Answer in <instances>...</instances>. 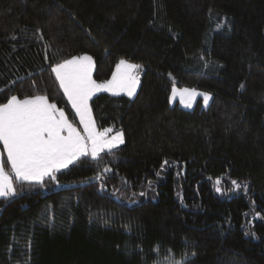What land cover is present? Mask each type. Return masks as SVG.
<instances>
[{"label": "trees", "instance_id": "16d2710c", "mask_svg": "<svg viewBox=\"0 0 264 264\" xmlns=\"http://www.w3.org/2000/svg\"><path fill=\"white\" fill-rule=\"evenodd\" d=\"M85 54L97 82L144 66L134 96L89 101L124 143L14 180L0 264H264V0H0V104L47 95L82 131L52 68ZM174 84L212 100L171 104Z\"/></svg>", "mask_w": 264, "mask_h": 264}, {"label": "snow or ice", "instance_id": "6c2138e0", "mask_svg": "<svg viewBox=\"0 0 264 264\" xmlns=\"http://www.w3.org/2000/svg\"><path fill=\"white\" fill-rule=\"evenodd\" d=\"M139 67L121 59L112 78L104 82L93 79L94 61L87 54L74 56L52 68L60 88L83 125L82 132L68 120L63 109L49 102L47 95L37 94L23 99L12 95L6 103L0 104V143L3 146L0 152V197L17 195L14 180L43 185L46 178L56 180L60 169L67 168L81 156L98 158L101 152L111 151L124 143L122 131L109 138L111 129L97 130L89 101L101 91L114 95L125 92L129 97L135 95L139 75L133 70ZM178 94L182 103H185V94L188 95V106L196 96H202L205 105L211 98L209 93L187 88L180 90L173 85L172 99ZM5 152L10 170L5 169ZM167 163L165 160L164 164ZM232 183L240 187L237 182ZM157 264L184 262L176 261L169 254Z\"/></svg>", "mask_w": 264, "mask_h": 264}, {"label": "rangeland", "instance_id": "374dc122", "mask_svg": "<svg viewBox=\"0 0 264 264\" xmlns=\"http://www.w3.org/2000/svg\"><path fill=\"white\" fill-rule=\"evenodd\" d=\"M88 55V54H87ZM90 56V55H89ZM129 63H132V64H136V65H140V64H137V63H133V62H129ZM143 69H144V66L143 65H140V67L138 68V69H134L133 70V72L135 73V74H138L139 75V84H138V86H137V88H136V92H135V94L137 93V91H138V88H139V85H140V80H141V75H142V71H143ZM94 70V69H93ZM92 75H93V73H92ZM94 79V78H93ZM95 80V79H94ZM175 85V87L177 88V89H180V90H183V89H185V88H187V89H195L196 91H198V92H200V93H209L210 94V99H209V101H208V104L207 105H205L204 104V101H203V97L202 96H196V97H194L193 99H192V101H191V106H188V103H187V101H188V95L187 94H185V103H182L181 102V98H180V95L178 94L177 95V97L175 98V99H172V89H171V92H170V103L171 104H175V103H178L180 106H182V107H184V108H186V109H193L195 106H196V104L197 103H199V105L201 106V107H207L209 104H210V102H211V100H212V97H213V94L211 93V92H209V91H206V90H203V89H199V88H195V87H188V86H180V85H177V84H174ZM172 88H173V86H172ZM108 92V91H107ZM111 93V92H110ZM120 93H125V92H120ZM119 93V94H120ZM126 94V93H125ZM134 96V95H133ZM68 99V98H67ZM74 110V109H73ZM74 112H75V110H74ZM66 114V113H65ZM76 114V113H75ZM67 116V115H66ZM92 116H93V113H92ZM78 117V116H77ZM68 118V117H67ZM79 118V117H78ZM94 118V117H93ZM69 120V119H68ZM70 121V120H69ZM71 122V121H70ZM72 123V122H71ZM73 124V123H72ZM74 125V124H73ZM75 126V125H74ZM83 126V125H82ZM76 127V126H75ZM77 129H79L78 127H76ZM96 128H97V130L98 131H100V132H103L105 129H111V131L108 133V136H109V138L111 137V136H114V135H116L118 132H121V131H113V128L112 127H107V128H105V129H99L98 127H97V125H96ZM80 130V129H79ZM123 140H124V136H123ZM118 145H120V144H118ZM117 145V146H118ZM0 152H2V149H1V147H0ZM218 191V190H217ZM218 192H220V190L218 191Z\"/></svg>", "mask_w": 264, "mask_h": 264}, {"label": "crops", "instance_id": "0c3cea01", "mask_svg": "<svg viewBox=\"0 0 264 264\" xmlns=\"http://www.w3.org/2000/svg\"><path fill=\"white\" fill-rule=\"evenodd\" d=\"M82 132V131H81ZM83 134V133H82Z\"/></svg>", "mask_w": 264, "mask_h": 264}]
</instances>
